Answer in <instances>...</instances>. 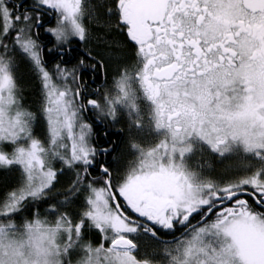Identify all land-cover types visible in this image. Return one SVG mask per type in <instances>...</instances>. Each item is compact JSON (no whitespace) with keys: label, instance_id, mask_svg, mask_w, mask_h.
Segmentation results:
<instances>
[{"label":"snow or ice","instance_id":"snow-or-ice-1","mask_svg":"<svg viewBox=\"0 0 264 264\" xmlns=\"http://www.w3.org/2000/svg\"><path fill=\"white\" fill-rule=\"evenodd\" d=\"M0 264H264V0H0Z\"/></svg>","mask_w":264,"mask_h":264}]
</instances>
